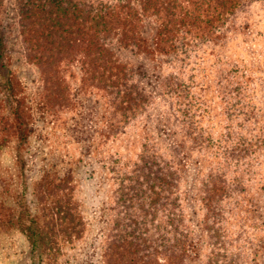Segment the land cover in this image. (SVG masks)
Here are the masks:
<instances>
[{"label":"rangeland","instance_id":"374dc122","mask_svg":"<svg viewBox=\"0 0 264 264\" xmlns=\"http://www.w3.org/2000/svg\"><path fill=\"white\" fill-rule=\"evenodd\" d=\"M0 18L6 43L0 65L5 64L19 82L16 95L22 99L29 129L28 139L21 144L11 113L15 101L1 86L5 71L0 67V264H107L110 248L111 261L128 264L135 256L125 250L121 239L132 230L131 216L116 207L112 167L119 163L121 168L127 162L125 167L130 169L144 146L151 144L168 154L180 177L179 197L172 198L173 205L135 217L146 223L147 235L157 239L154 245L159 251L151 249L149 264H168L161 249L175 242L186 248L182 259L170 260L176 264H207L212 252L220 260H228L224 253L228 241L216 242L204 228L205 210L199 198L201 182L212 169H218L223 154L209 142H194L181 127L180 100L169 94L165 77L178 75L191 85L195 97H201L197 101L216 115L212 119L204 115L201 122L204 137L212 134L215 138L226 131L223 126H236L222 108L228 102V89L236 85L228 68L239 66L240 73L248 74L239 91L260 109L249 128L256 127L257 132L264 127V0L255 2L246 16L229 23V30L219 37L198 44L187 65L158 54L148 58L121 51L122 59L144 65L141 70L145 71L136 78L153 96L146 110L124 125L119 124V113L110 115L113 108L107 104L97 76L83 74L76 59L68 56L45 70L34 54L27 53L17 22L16 0H0ZM235 93L230 103L237 101ZM117 158L118 163L114 162ZM256 159L262 163L264 149ZM257 161H253V170H258L251 182L259 177L264 186V164ZM242 162H228L227 181L242 173L247 164ZM263 195V190H258L252 197L259 210L251 217L261 225L246 228L252 234L250 242L229 245L242 253V264H264ZM32 219L45 234L37 247L26 234ZM175 227L179 234L185 232L183 242L170 237Z\"/></svg>","mask_w":264,"mask_h":264},{"label":"trees","instance_id":"16d2710c","mask_svg":"<svg viewBox=\"0 0 264 264\" xmlns=\"http://www.w3.org/2000/svg\"><path fill=\"white\" fill-rule=\"evenodd\" d=\"M258 1L262 0H16V3L17 22L27 53L34 54L37 64L45 70L68 56L76 59L83 74L97 76L107 104L113 108L110 115L119 113V124L124 125L141 115L153 96L136 78L144 65L122 59L121 51L148 55V58L158 54L168 61L187 65L198 44L225 33L229 30V23L246 16ZM1 22L0 18V60L5 57L6 50ZM0 67L5 71L1 86L15 101L11 111L13 126L19 142L23 144L28 139L29 129L22 99L16 95L19 82L5 64ZM239 71L237 65L228 68V75L235 78L236 85L228 89V102L222 108L229 122H236V126H223L226 131L215 138L212 134L204 137L201 122L204 115L209 119L216 115L197 101L201 97H195L191 85L178 79V75L165 77L170 87L169 94L174 93L180 100L177 110L181 127L192 135L194 142H209L210 147L214 146L223 154L218 171L211 168L207 178L201 182L199 198L205 210L204 228L212 233L216 242L228 241V251L223 248L228 260H220L217 253L212 252L207 264H242V253L229 245L249 243L248 237L252 238V234L246 228L253 226L258 229V224L261 225L251 217L259 210L252 197L258 190H263L264 194V186L259 177L256 182L251 180L258 170H253V161H257V153L264 149V127L261 126L257 132H254L256 127L249 128L260 109L245 100L239 91L248 75ZM234 93L238 99L230 103ZM151 145L144 146L130 169L125 167L127 162L119 168V158L114 160L118 165L112 167L115 171L116 207L131 216L132 230L121 239L125 250H131L129 254L135 256L127 260L128 264H149L151 249L159 251L154 245L157 239L147 235L146 223L135 217L139 213L144 217L150 212L156 213L170 205L173 197L175 200L179 197L180 176L178 169L174 168V161L168 159L167 153L159 152ZM249 158L253 161L249 162ZM242 161L247 163L241 169L242 173L227 181L224 175L227 174L226 167L229 168L228 162L243 165ZM261 162L264 164V159ZM262 163L257 161L258 165ZM34 222L32 219L26 234L32 246L37 247L39 242H44L45 234L33 225ZM169 223L173 225L172 220ZM174 232L169 236L183 242L185 232L180 231L179 234L176 227ZM174 244L176 242L161 249L168 256V264H176L170 260L182 259L186 254L183 245L179 248ZM107 253V264H116L111 261V248Z\"/></svg>","mask_w":264,"mask_h":264}]
</instances>
